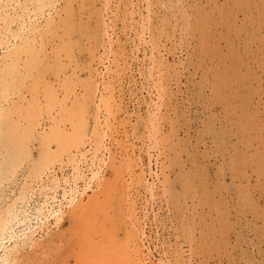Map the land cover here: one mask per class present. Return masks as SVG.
I'll return each mask as SVG.
<instances>
[{
  "label": "bare ground",
  "instance_id": "6f19581e",
  "mask_svg": "<svg viewBox=\"0 0 264 264\" xmlns=\"http://www.w3.org/2000/svg\"><path fill=\"white\" fill-rule=\"evenodd\" d=\"M12 1L0 0V177L30 169L18 192L0 194V264H190L178 244L155 262L140 203L151 195L191 211L213 148L251 200L264 193V0H14L10 16ZM195 125L192 149L184 136ZM64 183L67 210L54 204ZM66 212L71 226L57 229ZM50 217L58 231L47 239ZM188 248L210 263L211 247Z\"/></svg>",
  "mask_w": 264,
  "mask_h": 264
},
{
  "label": "rangeland",
  "instance_id": "374dc122",
  "mask_svg": "<svg viewBox=\"0 0 264 264\" xmlns=\"http://www.w3.org/2000/svg\"><path fill=\"white\" fill-rule=\"evenodd\" d=\"M12 2H13V4H11L12 8L9 9L10 12L12 13L10 16H13L15 11L17 10V6H16L15 1L13 0ZM14 8H16V9H14ZM90 8L93 9L92 6H90ZM85 12L86 13H84V12H82V13H83V15L86 18H88V16L90 15V9H86ZM38 14L46 15L47 11H45L43 13L39 12ZM0 17H1L0 22H2L4 19H3L2 15H0ZM43 19H44V17L41 18V20H43ZM4 22L5 21H3L2 25H4ZM93 22H95V21H93ZM10 25L13 28H16L19 25V20L18 21H16V20L10 21ZM11 26H10V28L12 29ZM40 37L41 36H39V38ZM46 38H48V37H46ZM11 40H12V38H11ZM1 46H3V45H1ZM47 47H49V45ZM0 48H3V47H0ZM49 51L52 52L50 49H49ZM81 72H82V75H84L85 70L81 71ZM37 73H36V77L40 76ZM36 80H37V78H36ZM54 82L57 83V80H54ZM34 87H36V85ZM34 87L32 89H34ZM37 87H39V83H38ZM37 90H40V91L36 94V97H38V95H39L38 99L39 98L43 99L44 95H43L42 92H44V89L43 88H37ZM26 93H27V96L29 97L28 100L31 99V100H29V102L31 101L30 102L31 104L30 103L29 104L31 106L33 105L32 107L30 106L28 108H30V109L37 108V110H38L39 106L34 103V100L36 101V99H34V98H33L34 100L32 99L33 92L32 91L27 92V90H26ZM189 107H190V111H189L190 116L189 117L192 120L195 121L196 115L199 112L197 110L198 106L196 104H192V106L189 104ZM24 112L26 113V111H24ZM192 123H195V122H192ZM195 127H196V125L194 127H192L191 129H189L190 132L188 134H186V136H184V138L188 140L187 143H188L189 147L192 146V149L195 147L196 142L199 139V137L197 135V132L195 131ZM248 127H249V125L246 124L245 127H244L245 129L243 128V130L245 131V133H247V136L250 135L251 139L253 140L254 133H249V129L250 128H248ZM235 128H237V127L235 126ZM247 130H248V132H247ZM201 138L203 140V137H201ZM134 140L137 141L138 139L134 138ZM208 140H210V139L206 138V141H208ZM255 140L256 139L254 138V141ZM138 142H139V140H138ZM201 149L204 150L205 146H202ZM213 150H214V148L213 149H209V154H210L209 155V159L211 160V162H209V169H207L208 173H210V176H209L210 181L208 180L207 184H206V179L203 178L204 177V173L196 175V177H198V179H199V177L201 179L203 178L202 179L203 182H204L203 183V189L206 188L207 192L203 193L201 195H196V192H195V195L193 197L189 198V203H190L189 205L192 208L191 211H189L187 209V204L186 203H182V204H183V206L185 205L184 208L187 211L184 210V211L180 212L178 210L177 206H176V203H169V202L167 203L166 201H163V200L161 201L160 199H158V202H157L156 197L151 199V195L150 194H149L150 197H146V198H148V199H146V202L144 201L146 204H144L143 200L140 203V205L142 204V205H145V207H146L145 209H142L143 211L146 210V211H144V215L145 216H144V219L142 218L143 219L142 222H143V225H144L145 222L147 224L146 226L144 225V227H145V229H146V231L148 233L146 241H147L148 247L151 249V252L153 253V257H155V262H158L163 257L165 247H168V246L169 247H175V244H178L179 247H185V249H187L185 254H186V258H187V260H189L190 264L191 263L192 264H201V261H200L199 257H193V259H192V257L190 256V252H189L190 249L188 248L189 246H191V247H200V246L201 247H211L212 248L211 251H212V255L213 256L210 257L209 260L211 259L212 261L210 260V263H207V264H216V263L217 264H264V193L262 195H259L260 197H256L255 196L254 199L251 200L250 199V195L252 193H254V190L251 187L238 188L237 187V181L238 180L235 177L237 171L235 172L232 169H230V167L227 165L228 162L223 164V165H221V166H220V164H216L215 163L216 158H215V155L213 154ZM244 150H245V148H244ZM215 151L216 152H220L218 150H215ZM224 152H225V150H224ZM260 153H262V152H260ZM227 154H229V152ZM249 154H254L255 155L256 154V150L255 149L254 150H250ZM248 156H252V155H248ZM256 156L258 158V157H260V154L258 153V155H256ZM29 164H30L29 162H27V161L25 162L24 161L21 164V166L18 168L19 170H17L16 177H11L9 172L7 171V172H5V176L3 178V172H2V176L0 177V183H1L0 184V194L5 196L7 194L12 193L13 191H15V192L19 191V187L21 186V183H22V177H19V176L23 175L22 173L28 174L26 171H27V169L28 170L30 169V167H29L30 165ZM250 168H248L249 169L248 171H249V173L252 176H254V172ZM68 171H70L69 166L65 167V169H64V172L68 173ZM217 177H218V179H221V182L217 180ZM15 178H17V180ZM227 178H229V180ZM13 180H15V181H13ZM222 181H223L224 185L222 184ZM34 184H36V183H34V181H33V183H32L33 187H34ZM81 184L84 186L86 183L81 181L80 188L83 189L85 186L82 187ZM92 184L93 185L91 186V189L90 188L87 189V191H86V193L84 195L85 198L87 196H89V194L90 195L94 194L93 191L97 187V182H94ZM216 184H218V185H216ZM196 185L198 186V183ZM64 186H66L65 183H64V185L62 187H60L58 189V192H56L57 195H58L59 192L61 194L59 193L60 196L58 195V197L56 198L57 201H56V203L54 202V204H55L56 207L62 206L64 208V210H67L69 208L68 207L69 204L68 205L66 204L68 202V199L66 197H63V195H62ZM38 187L39 186H35L34 188H38ZM68 188H69V186H68ZM200 189H202V187ZM237 189H239V193H237V191H235ZM244 191H246V192L244 193ZM69 194L71 195L70 192H68V195ZM70 195H69V197H71ZM75 195H76V198L79 196L78 194H74L73 196H75ZM10 196H12V195H10ZM35 196L36 195H34L32 198H30L31 199V202H30L31 204L34 202ZM209 196H210V198H209ZM36 198H37V196H36ZM79 198H77V199H79ZM255 198H257V199H255ZM49 199H50V201H53V198H49ZM85 200L87 201V198ZM247 201H248V203H247ZM255 201H257V202H255ZM151 204H152V206H151ZM153 204H154V206H153ZM161 204H162V206H161ZM243 204H246V205L244 206ZM165 205H166V207H165ZM255 205H256V207H255ZM202 207L205 208V210H206L205 213H206V215H208L207 218H209L208 220H209V223H210L209 228L211 227L210 229H206V227L203 226V223H202L203 222V220H202V218H203ZM245 207H247V208H245ZM154 208H156V209H154ZM215 208L217 209V211H216ZM250 208H252V209H250ZM254 208H256V210ZM258 208H260V210ZM148 212H149L150 215L148 214V216H147ZM153 212H155V213H153ZM185 212L187 213L186 215H185ZM222 212H223V215H222ZM153 214H155L154 219H153ZM156 214H157V216H156ZM226 215H227V217H226ZM239 216H241V217L239 218ZM67 218H68V220H67ZM145 218H146V220H145ZM224 218H225V221L223 222ZM49 219H50V222L47 223V225H46L48 227H43V228L40 227L39 228V232L40 231L42 232V233L41 232L39 233V236L42 235V237H43V235H44V237H47L50 233L53 235L54 234V230H55V233L58 231V230H56V227H57V229L58 228L61 229V228H63L65 226L66 227L65 229H67V227L69 229V227L71 226L70 225L71 222L69 221L70 218L68 217L67 212H66V216H65L64 220L62 221L61 225L58 224L59 226L56 224V227H54L55 226V225H53L55 223L54 222V218L50 217ZM32 221H33L32 222L33 224L37 223V219H35V218H34V220L32 219ZM198 221H199V223H198ZM51 222H53V223H51ZM169 222H172V224L169 223ZM163 223H164V225H163ZM220 223H223V224H220ZM186 224L189 226V228L187 227ZM40 225H41V223L39 225H37V227L40 226ZM51 225H53V226L51 227ZM156 226H158V229H157ZM230 226L232 228H230ZM50 227L52 229H54V230H52ZM47 228L48 229L50 228V229L47 230ZM167 228H169V229H167ZM186 228H188V229H186ZM220 228H221V230H220ZM156 229H157V232H158L157 234H156ZM198 229H200V231L202 230L200 232L201 234L199 233ZM48 231H49V233H48ZM205 231H207V232H205ZM218 231H219V233H218ZM44 232H45V234H43ZM67 232H68V230H67ZM177 232H178V235L175 237V234H177ZM221 232L223 233L222 235H221ZM122 233H123V231H122ZM192 234H193V236H192ZM49 236L51 237V235H49ZM202 236H203V239H206L205 237H207L206 241L201 239ZM166 237H168V238L166 239ZM153 238H154V240H153ZM155 238H157V239H155ZM199 238H200V240H199ZM208 238H211V242H209V243L207 242ZM43 239H46V238H43ZM47 239H48V237H47ZM199 241H200V244H198ZM219 241H220V243H219ZM160 242H162V244L163 243L164 244L162 245ZM203 243H204V245H202ZM215 243L218 244V245H216ZM244 247H245V249H244ZM24 249H23V251H26V250L27 251H31L28 248L25 249V250ZM225 251H226V253H225ZM187 252H188V254H187ZM27 254L29 255V253H27ZM165 255H166V253H165ZM188 257H190L191 259L190 258L188 259ZM199 261H200V263H197ZM159 262H158V264H159ZM211 262H213V263H211Z\"/></svg>",
  "mask_w": 264,
  "mask_h": 264
}]
</instances>
